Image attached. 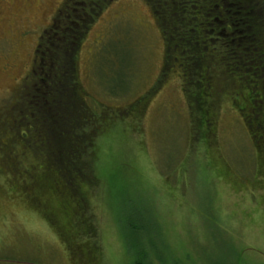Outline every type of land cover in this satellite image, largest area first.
<instances>
[{
  "label": "rangeland",
  "instance_id": "1",
  "mask_svg": "<svg viewBox=\"0 0 264 264\" xmlns=\"http://www.w3.org/2000/svg\"><path fill=\"white\" fill-rule=\"evenodd\" d=\"M3 2L0 123L21 119L15 106L36 55L28 30L45 26L61 0ZM146 2L111 4L77 51L86 102L104 120L95 141L99 178L82 208L85 233L68 237L57 206H43L52 222L0 175V264H82L69 238L92 245L98 264H133L126 217L154 236L161 258L153 264H264V129L258 138L247 125L248 91L213 72L205 141L199 100H189L178 71H164V32Z\"/></svg>",
  "mask_w": 264,
  "mask_h": 264
},
{
  "label": "trees",
  "instance_id": "2",
  "mask_svg": "<svg viewBox=\"0 0 264 264\" xmlns=\"http://www.w3.org/2000/svg\"><path fill=\"white\" fill-rule=\"evenodd\" d=\"M147 1L164 32V71L169 66L178 71L189 100H199V120L206 129L203 139L208 141L211 129L205 106L210 88L219 78L214 71L234 78L241 90L248 91L242 98L241 110L246 112L247 125L256 130L254 134L262 132L264 0ZM107 2L94 0L97 5L90 7L92 18L100 14ZM86 31L76 30L55 42V46L65 50L44 52L45 64L33 67L15 106L21 119L12 117L0 123V175L9 178L11 185L19 183L20 195L32 206L40 207L52 222L54 215L44 211L43 206H57L59 221L73 239L83 236L86 230L82 208L87 204L86 187L90 188L99 178L95 174V141L104 124L89 108L87 94L78 79L76 55ZM19 146L21 153L15 150ZM123 226L135 255L133 264H153L155 256L161 258L146 224L126 217ZM143 235L147 237L145 241ZM72 238L69 250L74 257L82 264H98L93 246L84 248L73 243Z\"/></svg>",
  "mask_w": 264,
  "mask_h": 264
},
{
  "label": "flooded vegetation",
  "instance_id": "3",
  "mask_svg": "<svg viewBox=\"0 0 264 264\" xmlns=\"http://www.w3.org/2000/svg\"><path fill=\"white\" fill-rule=\"evenodd\" d=\"M3 1L0 0V15L2 14L1 4L4 3ZM116 1L118 0H108L100 14L92 18L90 7L91 5H97V3H94V0H61L54 13L48 17V22L45 26L37 30H28L29 33H35L36 37V45L33 49L36 50V55L33 58L32 69L34 66L39 68L45 64L44 52L46 50H65V48L55 46V42L66 34L75 33L76 30L77 33L78 31L83 32L84 28L87 30V34L102 12ZM146 3L153 11L151 4L148 1Z\"/></svg>",
  "mask_w": 264,
  "mask_h": 264
}]
</instances>
